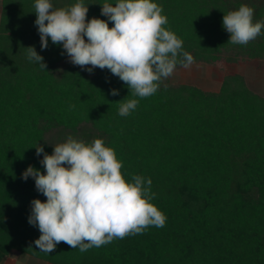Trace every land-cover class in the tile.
Returning a JSON list of instances; mask_svg holds the SVG:
<instances>
[{
    "label": "trees",
    "instance_id": "obj_1",
    "mask_svg": "<svg viewBox=\"0 0 264 264\" xmlns=\"http://www.w3.org/2000/svg\"><path fill=\"white\" fill-rule=\"evenodd\" d=\"M77 0H51L53 8ZM83 0L86 20L104 3ZM165 28L183 41L194 62L264 61V28L246 45L228 42L223 15L241 4L264 21V0H155ZM35 0H2L0 17V264L12 250L52 264H264V95L242 74L229 73L218 91L161 78L148 97L133 96L108 68L91 73L70 62L63 45L41 49ZM85 39L87 37L85 36ZM34 46L47 68L29 60ZM63 53V54H62ZM182 57L178 56V61ZM67 62L62 66L63 62ZM176 66H182L179 62ZM118 89V95H111ZM137 99L127 116L119 106ZM69 136L85 143L100 138L114 149L126 180H151V202L165 215L163 227L114 238L81 252L59 243L37 249L41 232L29 224L33 199L46 202L31 165L46 174L44 153Z\"/></svg>",
    "mask_w": 264,
    "mask_h": 264
},
{
    "label": "clouds",
    "instance_id": "obj_2",
    "mask_svg": "<svg viewBox=\"0 0 264 264\" xmlns=\"http://www.w3.org/2000/svg\"><path fill=\"white\" fill-rule=\"evenodd\" d=\"M34 8L41 49L48 47L50 37L53 44L63 45L71 63L81 68L91 65L89 73L96 67L108 68L133 96L153 95L161 78L171 76L178 62L184 68L194 62L182 50L183 41L164 27L167 16L155 0L104 3L101 13L114 22L112 27L96 17L86 20L88 7L83 0L59 8H53L51 0H35ZM253 13V8L241 4L223 15V27L231 34L228 42L246 45L261 34L264 21L253 22ZM27 56L47 68L34 46L27 47ZM118 94V89L111 90V95ZM137 104V99L121 103L119 115H129ZM41 153L46 174L31 165L22 173L24 180L34 177L36 189L47 198L46 202L33 199L28 217L41 232L34 241L40 251L52 253L64 242L85 252L114 238L141 233L149 225L164 226L165 215L151 202V180L148 187L139 175L126 180L122 162L102 139L89 144L69 136L54 144L51 155L39 144L36 154Z\"/></svg>",
    "mask_w": 264,
    "mask_h": 264
},
{
    "label": "rangeland",
    "instance_id": "obj_3",
    "mask_svg": "<svg viewBox=\"0 0 264 264\" xmlns=\"http://www.w3.org/2000/svg\"><path fill=\"white\" fill-rule=\"evenodd\" d=\"M2 11V0H0V17ZM216 64L208 62H193L188 68L176 66L173 74L167 80L174 85L188 83L200 87L206 91H218L223 78L229 73L242 74L249 87L264 95V61L247 59L243 63H233L226 59ZM67 62H63L65 66ZM85 67H92L86 65ZM1 264H52L42 259H37L26 253L12 250L3 259Z\"/></svg>",
    "mask_w": 264,
    "mask_h": 264
}]
</instances>
